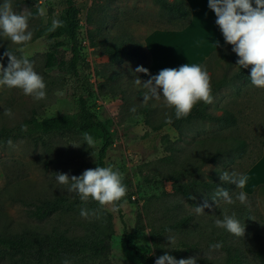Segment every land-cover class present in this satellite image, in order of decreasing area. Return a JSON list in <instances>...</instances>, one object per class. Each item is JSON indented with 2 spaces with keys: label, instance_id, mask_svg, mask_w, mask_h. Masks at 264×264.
<instances>
[{
  "label": "rangeland",
  "instance_id": "rangeland-1",
  "mask_svg": "<svg viewBox=\"0 0 264 264\" xmlns=\"http://www.w3.org/2000/svg\"><path fill=\"white\" fill-rule=\"evenodd\" d=\"M4 2L0 0V5ZM11 4L17 14L31 13L29 30L33 36L26 45H15L0 36V49L9 48L18 58L26 56L33 63L34 70L44 78L47 98L35 101L22 90L0 87V128L15 127L31 111L36 112L39 120L69 114L83 123L77 115V99L86 95L84 79L88 78L98 90L93 85L95 98L88 100L87 107L113 137L105 165L122 173L128 191L119 202L122 223L112 206L101 207L91 199L82 202L75 193L68 192L66 185L56 181V173L79 176L97 167L102 145L98 130L9 139L11 145L9 140L0 145V236H26L35 241L65 238L81 243L109 240L104 255L77 256L69 260L70 264H143L140 254L155 262L165 251L177 259L194 256L207 262L200 264H238L221 249L209 252V246L217 242L240 249L248 264H264V191H256L263 183L247 194V204L238 200L233 205L220 202L211 210L204 209L205 214L201 215L195 214V206L174 189L186 187L195 196L196 206L205 199L211 204L218 186L226 188L235 199L241 189L220 181L219 176L224 171L244 173L260 155L262 141L264 146V111L259 110L264 96L256 92L251 82L232 81L231 76L239 69L232 46L227 44L219 53L221 57L205 63L211 76L213 100L211 104L197 105L202 113L213 116L230 111L236 117L235 123L212 122L202 117L176 119L174 111L162 101L143 102L146 90L137 86L134 78L138 76L144 81L149 77L135 74L134 70L138 66L148 69L147 59H115L102 53L101 41L106 38L111 41L123 37L141 43L152 31L181 27L182 20L155 0H75L80 12L77 41L81 61L77 76L58 67L60 62L70 60L69 45L55 51V66L47 69L44 65L51 48L39 33L49 29L53 19L58 18L59 1L11 0ZM96 26L102 36L95 34ZM84 41H88L89 49ZM167 54L170 52L166 51ZM0 64L6 68L8 59ZM133 107L135 112L130 111ZM5 109L12 110L11 117L4 114ZM166 113L172 117L171 124L165 123ZM84 132L93 137L94 147L86 144ZM232 140L242 141L243 146L234 149L237 144ZM262 156L263 148L260 159L244 174ZM263 166L264 160L255 169L260 174L254 175L253 171L248 176L245 189L264 181ZM43 203L51 204L49 215L42 221L30 218V211ZM82 207L96 211L97 216L82 218ZM225 210L235 213L244 223V237H235L214 226V219L222 217ZM186 216L191 220L185 227H169ZM168 235L176 237L171 248L167 246ZM62 261L42 259L25 263L19 256H4L0 264Z\"/></svg>",
  "mask_w": 264,
  "mask_h": 264
},
{
  "label": "clouds",
  "instance_id": "clouds-1",
  "mask_svg": "<svg viewBox=\"0 0 264 264\" xmlns=\"http://www.w3.org/2000/svg\"><path fill=\"white\" fill-rule=\"evenodd\" d=\"M208 8L215 14V24L219 27L226 44L232 46V52L238 60L236 65L249 69L251 85L264 90V0H207ZM30 12L17 14L13 11L11 0H5L0 5V36L10 40L15 45H26L31 41L33 32L29 30ZM63 26V21L53 19L49 32ZM51 43V41H50ZM3 56L8 58L5 68L0 64V87L22 90L25 96L32 97L35 101L47 98L46 83L42 75L34 70L33 63L25 57H17L12 52L5 50ZM3 57H0L2 59ZM134 73H143L149 76L142 81L138 76L134 83L145 89L143 102L149 100L162 101L163 104L174 111L176 119L186 118L193 108L200 102L211 104L213 100L211 76L202 65L184 63L179 67L163 68L156 75H151L147 68L136 67ZM130 111L135 112V107ZM6 116H12L11 109H5ZM172 117L165 114V123L171 124ZM21 131H27V126L22 125ZM83 139L90 147L95 146V140L88 133H83ZM11 140L8 144L11 145ZM92 155V154H91ZM56 181L66 185L68 192L75 193L82 202L89 199L97 202L101 207L112 206V211H117V204L127 195V186L123 183V175L112 166L89 168L79 176L69 177L66 173H56ZM220 181L235 185L241 191L235 199L229 191L218 186L210 204L207 199L199 206H195L197 215L205 214L204 209L211 210L213 205L223 202L233 205L237 200L247 204L248 196L243 191L248 176L236 171H224L219 176ZM191 199H195L192 196ZM82 218L97 216V212L87 208L80 209ZM216 228L224 229L235 237L245 236V225L236 217L235 213L228 214L213 221ZM170 231V230H169ZM167 246L171 248L176 244L175 235L166 237ZM223 247L221 242L209 246V252ZM199 257L177 259L167 251L155 259L154 264H197ZM62 264H70L65 259Z\"/></svg>",
  "mask_w": 264,
  "mask_h": 264
},
{
  "label": "trees",
  "instance_id": "trees-1",
  "mask_svg": "<svg viewBox=\"0 0 264 264\" xmlns=\"http://www.w3.org/2000/svg\"><path fill=\"white\" fill-rule=\"evenodd\" d=\"M61 5V11L58 15L59 20L63 21V26L56 28L55 31L49 32L48 29L44 32L39 33V37H45L49 42L51 50L46 53L45 56V68L49 69L56 65V50L60 49L66 45H69L71 58L67 63L60 62L58 64L59 69L66 70L72 73L74 76H77V66L81 61L80 51L78 48V29L80 25L79 21V9L75 4V0H58ZM157 4L166 10L169 14L174 15L178 19L182 20L181 27L176 29H163V30H172V31H181L185 29L190 22V9L186 4L185 0H155ZM95 34L102 36L100 27L94 28ZM92 37V35H91ZM104 37H102L103 39ZM51 41V43H50ZM93 44V42H92ZM91 45V44H90ZM102 45V53L104 55L114 56L115 59L128 58V59H147L149 66V57L146 53L143 45L138 42L131 41L129 39H124L123 37L115 38L114 40L107 41L103 39L101 41ZM5 50L13 51L9 48H1L0 49V63L6 61L8 58L3 56ZM221 51L213 53L205 63H208L210 59L213 57H221L219 53ZM217 59V58H216ZM205 63L202 65L204 66ZM95 74V73H94ZM250 68L244 69L240 68L238 71L231 76L232 81L238 80H246L250 82L249 76ZM84 83L87 87L86 95L79 96L77 99V107L78 113L77 115L83 119V123H79L77 121L76 115H60L54 117H48L43 119H37V115L35 111H31L29 116L18 123L15 127H5L2 126L0 128V145L5 143L9 139L23 138V137H32V136H44L51 135L54 133H64V132H72L78 133L84 131L85 129L91 128L101 132L102 134V145L98 151V159L97 166L106 167L105 158L108 150L111 148L113 144V137L106 126L99 121L94 114H92L88 107L87 103L89 99L95 98V92L92 91L93 87L89 82V79L85 78ZM98 90V88H97ZM200 106L196 105L191 114L186 118L192 117H202L212 122H223V123H235L236 117L230 111H223L219 116H213L209 113H202L199 110ZM26 125L27 131H21V126ZM264 140V137H263ZM233 143L237 144L234 148H241L243 145L242 141L232 140ZM263 146V141H262ZM262 147L260 149V155L252 161V163L248 166L246 171L254 165L261 156ZM244 171V173L246 172ZM243 173V174H244ZM208 185V184H206ZM175 191H179L186 201L191 206H196L195 200L191 199L192 195L187 190L186 187L179 188L177 190L174 187ZM257 192L264 191V185H260L257 189ZM255 191V192H256ZM117 212L121 217V208L120 204H117ZM51 210V204L43 203L42 205L35 206L33 210L30 211L29 217L42 221L45 219ZM191 220L190 216H186L173 225L169 226L171 229H180L185 227L189 221ZM123 223V220H122ZM126 231L124 225V232ZM109 240L107 239H99L96 241H89L86 243H81L65 238H54V239H46L42 241H35L27 239L26 236H16V237H3L0 236V259L4 256H19L21 260L25 263H38L42 259L46 260H70L74 259L77 256H101L105 254V251L109 247ZM225 256L229 259L234 260L238 264H248L244 256L241 255V251L238 248H233L231 246L223 245L220 248ZM141 260L143 264H154V260L150 256H146L140 254ZM206 262L204 259H198L197 264L200 262Z\"/></svg>",
  "mask_w": 264,
  "mask_h": 264
},
{
  "label": "crops",
  "instance_id": "crops-1",
  "mask_svg": "<svg viewBox=\"0 0 264 264\" xmlns=\"http://www.w3.org/2000/svg\"><path fill=\"white\" fill-rule=\"evenodd\" d=\"M190 9V22L181 31L155 30L146 35L141 44L149 57L148 70L156 75L163 68H175L188 63L190 65H203L215 52L227 48L219 27L215 24V14L208 8L207 0H185ZM166 41V42H157ZM166 51L170 54L166 55ZM149 77V76H147ZM258 94L264 96V90L256 88ZM260 111H264V101L259 104ZM262 159L248 172L254 175L260 173L255 169L264 160V146ZM264 166L261 168V173ZM256 173V174H255ZM264 181L255 182L250 189H243L246 194H252L253 189Z\"/></svg>",
  "mask_w": 264,
  "mask_h": 264
},
{
  "label": "built area",
  "instance_id": "built-area-1",
  "mask_svg": "<svg viewBox=\"0 0 264 264\" xmlns=\"http://www.w3.org/2000/svg\"><path fill=\"white\" fill-rule=\"evenodd\" d=\"M88 42V41H87ZM86 41H84L83 42V45L84 46H86V48L87 49H89V44L87 43ZM89 82H90V79H89ZM90 84L92 85V87H93V85L95 86V88L97 89V85L94 83V84H92L91 82H90ZM93 91L95 92V89L93 88Z\"/></svg>",
  "mask_w": 264,
  "mask_h": 264
}]
</instances>
